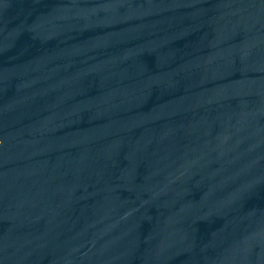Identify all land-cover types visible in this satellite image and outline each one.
<instances>
[{"label":"water","instance_id":"water-1","mask_svg":"<svg viewBox=\"0 0 264 264\" xmlns=\"http://www.w3.org/2000/svg\"><path fill=\"white\" fill-rule=\"evenodd\" d=\"M0 264H264V0H0Z\"/></svg>","mask_w":264,"mask_h":264}]
</instances>
